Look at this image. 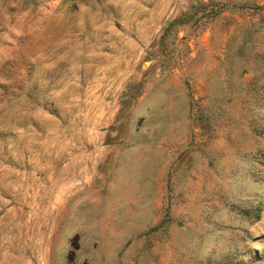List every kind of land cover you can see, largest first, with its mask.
<instances>
[{"label":"rangeland","instance_id":"1","mask_svg":"<svg viewBox=\"0 0 264 264\" xmlns=\"http://www.w3.org/2000/svg\"><path fill=\"white\" fill-rule=\"evenodd\" d=\"M0 264H264V0H0Z\"/></svg>","mask_w":264,"mask_h":264}]
</instances>
